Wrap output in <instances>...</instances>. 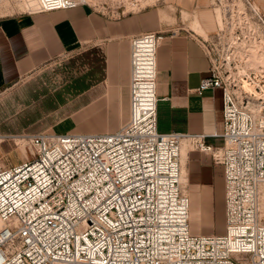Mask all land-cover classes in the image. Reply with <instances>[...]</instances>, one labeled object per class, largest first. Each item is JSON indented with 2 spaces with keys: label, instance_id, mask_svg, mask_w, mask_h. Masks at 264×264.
<instances>
[{
  "label": "built area",
  "instance_id": "built-area-1",
  "mask_svg": "<svg viewBox=\"0 0 264 264\" xmlns=\"http://www.w3.org/2000/svg\"><path fill=\"white\" fill-rule=\"evenodd\" d=\"M35 3L23 12L98 5ZM220 23L200 38L210 68L197 92L221 91L223 145H208L205 134L159 131L162 34L133 36L123 126L28 134L24 160L0 166V264H264V13L238 0ZM183 140L224 169L223 235L191 234Z\"/></svg>",
  "mask_w": 264,
  "mask_h": 264
},
{
  "label": "crops",
  "instance_id": "crops-1",
  "mask_svg": "<svg viewBox=\"0 0 264 264\" xmlns=\"http://www.w3.org/2000/svg\"><path fill=\"white\" fill-rule=\"evenodd\" d=\"M176 9L179 14L164 18L159 9L112 18L87 6L0 16V94L28 79L42 66L87 44L99 49L103 62L102 91L91 104L106 105L107 110L98 116L108 115L113 120L109 128L118 129L130 114V39L145 32H160L159 131L205 134L208 145L222 146V94L210 90L197 92L201 80L209 74L210 63L192 26L194 22L188 24L181 15V12L195 14L199 24L204 25L202 18L206 10L200 1H193L191 8L188 7L192 13ZM202 25H199L201 29ZM89 131L92 130L76 133H92ZM182 164L190 198V218L194 208L201 221H212L221 199L225 219L224 169L214 164L210 155L191 148H187L184 157L182 154Z\"/></svg>",
  "mask_w": 264,
  "mask_h": 264
},
{
  "label": "rangeland",
  "instance_id": "rangeland-1",
  "mask_svg": "<svg viewBox=\"0 0 264 264\" xmlns=\"http://www.w3.org/2000/svg\"><path fill=\"white\" fill-rule=\"evenodd\" d=\"M201 2L206 10L199 24L195 14L182 13V19L192 24L200 38L218 31L224 12L238 0H96L94 10L112 18L159 9L163 18L188 10L192 2ZM264 13V0H253ZM25 11L18 1H0V16ZM180 15V16H181ZM202 25V29L199 27ZM224 26V25H223ZM99 49L84 44L36 70L28 79L17 83L0 94V166L18 164L29 151L28 134L54 130L57 134L92 130V133L113 132V120L98 113L107 110L105 105H92L102 91V57ZM96 107L97 110L92 111ZM84 110V111H83ZM82 111V112H81ZM121 114V111H119ZM78 115V116H77ZM81 118V119H79ZM119 123V122H118ZM125 122H120L119 128ZM118 128V129H119ZM19 137H24L22 142ZM2 141V142H1ZM187 148L190 149L187 144ZM190 227L192 235H223L226 217H223V200L219 199L212 221H201L193 208Z\"/></svg>",
  "mask_w": 264,
  "mask_h": 264
},
{
  "label": "bare ground",
  "instance_id": "bare-ground-1",
  "mask_svg": "<svg viewBox=\"0 0 264 264\" xmlns=\"http://www.w3.org/2000/svg\"><path fill=\"white\" fill-rule=\"evenodd\" d=\"M18 4H21L23 7H26V6H33V5H35L36 3H35V0H19L18 1ZM20 138V140L22 141V142H26V139L24 138V137H19ZM0 140H1V137H0ZM2 142V141H1ZM187 144H188V142L186 141V140H183L182 142H181V164H182V154H183V157H184V153H185V151L187 150ZM189 145V144H188ZM29 151H27V153H28ZM182 176H183V164H182ZM183 182H184V184H185V181L183 180Z\"/></svg>",
  "mask_w": 264,
  "mask_h": 264
}]
</instances>
